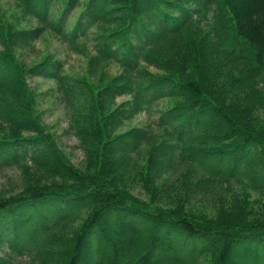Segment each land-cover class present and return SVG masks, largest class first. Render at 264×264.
I'll list each match as a JSON object with an SVG mask.
<instances>
[{"label": "trees", "instance_id": "16d2710c", "mask_svg": "<svg viewBox=\"0 0 264 264\" xmlns=\"http://www.w3.org/2000/svg\"><path fill=\"white\" fill-rule=\"evenodd\" d=\"M13 7L34 27L12 31L6 41L0 23V169L15 168L22 180L11 194L0 193V264H83L92 236L100 246L93 264L103 262L101 240L111 252L103 264H231L237 246L264 264V0H13ZM208 16L219 19L210 43L223 47L233 30L238 55L221 59L202 41L187 44L193 21ZM46 33L68 48L83 39L92 64L120 68L123 80L103 94L128 98L120 116L85 80L63 74L62 62L21 61L16 51ZM212 56L237 80L216 78ZM32 76L53 83L85 170L69 163L44 127L27 82ZM164 99L178 103L151 119ZM141 113L143 126L116 133ZM145 152L141 197L118 180ZM49 200L57 206L47 212L52 218L36 216L34 206ZM196 206L213 217L193 214ZM112 224L129 226L123 242L110 238Z\"/></svg>", "mask_w": 264, "mask_h": 264}, {"label": "rangeland", "instance_id": "374dc122", "mask_svg": "<svg viewBox=\"0 0 264 264\" xmlns=\"http://www.w3.org/2000/svg\"><path fill=\"white\" fill-rule=\"evenodd\" d=\"M86 0H82L84 2ZM57 10H61V1H59L56 5ZM79 13L77 10L72 12L71 16H69V22L72 24L77 15ZM219 19L213 18L211 16H208L205 19H202L201 22L199 21H193V28L190 30V33L186 34V42L187 44L191 43L192 39H195L196 42L204 43L205 48H208L209 52H213V55L217 57L224 58L226 54L232 53L234 55H238L239 52V39L232 34V31L229 30V34L227 36V42L226 44L221 47L217 48V45L214 46V44L210 43L211 36L215 37V33L217 30H219ZM223 21L226 23V27H230V20L226 18V16L223 18ZM0 23L3 27V35L7 41L8 35L18 29H29L34 27L33 22L23 20L17 11L13 7V0H0ZM12 25V27H7L6 25ZM216 38V37H215ZM83 39H80L77 41L75 45H73L71 48L65 47L61 43H59L57 40L53 39L50 35L44 34L36 40L33 47L28 50H18L16 51L17 55L21 59L22 62L26 63L28 66L35 65L41 62H45L48 60H54L58 62L64 63V69L63 74H66L67 76L75 79L85 80L84 82L89 90L92 93V96L96 98V100L100 101L101 104H107L109 106V111L112 112L113 110L116 111V117L118 115L120 116V110L123 109V102L127 101V97L120 96L115 97L113 99H110L108 96H104V89L106 87H110L113 85H119L120 82L123 80L121 75V70L117 65L111 64V63H102L99 66L92 64L91 58H92V51L90 49V45L82 41ZM206 40V42H205ZM204 41V42H203ZM200 44V43H199ZM193 48V47H192ZM1 51V46H0ZM225 54V55H224ZM212 56L211 63L218 62L219 58H214ZM214 61V62H212ZM182 65L181 60L178 62ZM215 68L218 71V74L216 75V78L225 79L226 83H232L235 80H237L236 73L232 70L231 72L224 70L222 68V64L214 63ZM148 72L152 73L155 77H162L164 76V72L162 71H156L151 68L147 69ZM28 83L30 87L32 88V92L36 97L37 105L39 108L40 116L42 117V122L44 124V127L52 133V135L55 137L58 147L61 149V151L65 154L66 158L68 159L69 163L77 168H80L81 170H85L87 167L85 158L83 156V151L80 150L79 147H77V138L74 137L72 134H70L68 130V119H67V113L65 109L60 105V103L56 100V97L52 94L53 89V83L51 81H45L43 79H40L36 76H32L29 78ZM262 92L261 95L264 97V83L260 86ZM222 92L223 89L221 90ZM109 93V92H108ZM111 94V93H109ZM174 99H164L158 101L151 109L150 115L151 119H155L161 111L167 108H171L175 104H177ZM108 110L104 112V114H108ZM147 121V115L146 114H139L137 115L133 120L126 122L125 124L118 127L116 130V133L123 134L126 131L135 128V127H141L145 124ZM264 122V120L262 121ZM110 127V126H109ZM112 128V127H110ZM148 154L147 152L143 153L142 158L136 160L131 164L130 168L122 172V178L118 180V186L128 193H132L135 195H139L141 197H144L142 194V191L139 190L140 184H139V173H145L146 172V166L148 163ZM132 166H135L134 169H132ZM138 173V174H133ZM21 179L19 177L18 172L16 169H0V193L4 194H11L12 190L18 189L21 186ZM138 182V184H137ZM11 192V193H10ZM54 202L52 200L47 201L46 204H37L35 207L34 214L36 216L40 215H46V217L51 216L49 213L52 212V210H57V206L54 207ZM58 205V204H57ZM165 208V210H169L171 207V204H168ZM50 211V212H49ZM29 212V209L25 210V214ZM47 212H49L47 214ZM192 213L195 215H198L200 217L201 215L205 217V214L212 218L214 215L213 211L208 212H202V209H200V206L194 207L192 210ZM87 212H84L81 217L76 220L75 227L79 224V221H82L86 218ZM45 217V218H46ZM52 218V216H51ZM112 218V217H111ZM109 217L108 221H112ZM201 218V217H200ZM122 220V219H121ZM123 222H127L126 218L123 217ZM129 222L134 224V221L129 220ZM112 223V222H111ZM124 225V224H122ZM113 226V233H110V238L115 242H123V240L126 238L127 229L128 227H122L120 225V229L118 230L116 227ZM141 229L144 228V225L140 227ZM117 229L119 232H117ZM137 229V228H136ZM159 238V237H158ZM89 246L87 245L83 251V257H84V263L83 264H93L94 257L96 252L98 253L99 244L98 247L95 243V237H89L87 240ZM96 245V246H95ZM101 248H102V255H103V262L106 260V257H108L111 252H108V244L101 240ZM156 254L159 253V246L156 247ZM94 249V251H92ZM247 250V249H246ZM94 252V253H93ZM1 255V253H0ZM251 253L248 251H244V248L242 246H237L232 249V256L230 257V263L231 264H253L251 261ZM124 252L120 253V261L125 259ZM1 260V259H0ZM27 259H18L19 263L25 262ZM102 262V264H103ZM95 264L97 262L95 261ZM123 264V262L121 263Z\"/></svg>", "mask_w": 264, "mask_h": 264}]
</instances>
